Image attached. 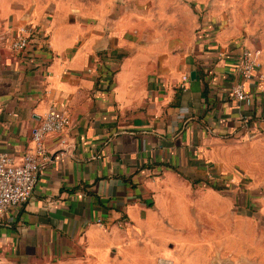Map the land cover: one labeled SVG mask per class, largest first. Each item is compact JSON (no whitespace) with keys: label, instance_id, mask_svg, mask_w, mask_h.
<instances>
[{"label":"crops","instance_id":"obj_1","mask_svg":"<svg viewBox=\"0 0 264 264\" xmlns=\"http://www.w3.org/2000/svg\"><path fill=\"white\" fill-rule=\"evenodd\" d=\"M191 2L186 34L183 20L144 27L137 0H0V151L20 159L53 105L72 118L46 136L30 199L0 216V264H218L248 243L224 190L236 165L264 164V94L252 80L249 99L229 92L245 48H262L264 72V0ZM27 24L40 34L16 51ZM111 51L113 80L98 83ZM207 177L227 185L193 182Z\"/></svg>","mask_w":264,"mask_h":264},{"label":"built area","instance_id":"obj_2","mask_svg":"<svg viewBox=\"0 0 264 264\" xmlns=\"http://www.w3.org/2000/svg\"><path fill=\"white\" fill-rule=\"evenodd\" d=\"M40 30L35 26L23 25L16 30L12 48L19 52L26 51ZM262 48L248 47L241 53L229 95L240 101L249 99L253 94L247 90L243 80L260 82L259 91L264 94V72L262 66ZM191 73L182 76L183 85L192 80ZM253 121L250 115L241 118L249 125ZM72 118L66 109L51 106L42 116L41 121L32 130L33 145L20 159L0 151V216L14 206L26 203L35 188L40 173L51 159L46 136L50 133L64 132L71 124ZM66 143V138H62ZM102 222V219H98ZM158 264H173L172 259L160 258Z\"/></svg>","mask_w":264,"mask_h":264},{"label":"rangeland","instance_id":"obj_3","mask_svg":"<svg viewBox=\"0 0 264 264\" xmlns=\"http://www.w3.org/2000/svg\"><path fill=\"white\" fill-rule=\"evenodd\" d=\"M191 3V0H137V12L151 20L144 27H159L163 19L164 25H169L173 32L183 20L188 34V24L194 17ZM236 169L235 178L229 181L234 182L233 190H224L232 193L234 208L229 207L225 216L228 228L233 227L237 233L245 229L249 241L246 244L234 242L233 253L221 247L213 259L216 258L218 264H264V164L255 165L254 170L247 171L240 165H236ZM253 192L261 195L253 196L250 194ZM248 195L250 201L246 204Z\"/></svg>","mask_w":264,"mask_h":264},{"label":"trees","instance_id":"obj_4","mask_svg":"<svg viewBox=\"0 0 264 264\" xmlns=\"http://www.w3.org/2000/svg\"><path fill=\"white\" fill-rule=\"evenodd\" d=\"M106 51V50H105ZM103 64L101 66V70L99 72V76H98V83H106L107 85H110L112 80H113V76L115 73V68L113 65H111L110 63L113 60V57L117 56L120 57V54H117L115 52H104L103 54ZM200 181L206 182L207 184L213 186L216 189H223L225 187L226 182L224 181L223 183L221 182V178H217L215 179V181H211L208 177L207 178H202V179H195L193 180V182L196 184Z\"/></svg>","mask_w":264,"mask_h":264},{"label":"water","instance_id":"obj_5","mask_svg":"<svg viewBox=\"0 0 264 264\" xmlns=\"http://www.w3.org/2000/svg\"><path fill=\"white\" fill-rule=\"evenodd\" d=\"M191 76H192L193 79L196 78V70H193V71L191 72Z\"/></svg>","mask_w":264,"mask_h":264}]
</instances>
